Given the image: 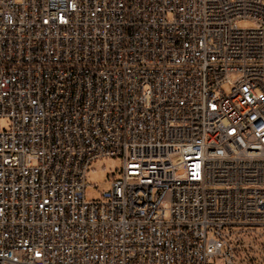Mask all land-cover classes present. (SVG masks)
Here are the masks:
<instances>
[{"label":"built area","instance_id":"obj_1","mask_svg":"<svg viewBox=\"0 0 264 264\" xmlns=\"http://www.w3.org/2000/svg\"><path fill=\"white\" fill-rule=\"evenodd\" d=\"M0 120V264H264V0H0Z\"/></svg>","mask_w":264,"mask_h":264},{"label":"rangeland","instance_id":"obj_2","mask_svg":"<svg viewBox=\"0 0 264 264\" xmlns=\"http://www.w3.org/2000/svg\"><path fill=\"white\" fill-rule=\"evenodd\" d=\"M239 26L248 28L252 26V23L241 21ZM0 125L7 127L8 123L0 120ZM121 168L122 161L119 158H102L94 161L87 174V196L91 199H99L101 193L110 187L109 179L119 176Z\"/></svg>","mask_w":264,"mask_h":264}]
</instances>
